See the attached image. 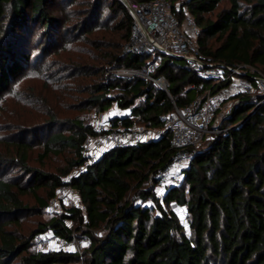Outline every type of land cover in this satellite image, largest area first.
Here are the masks:
<instances>
[{"label":"trees","instance_id":"1","mask_svg":"<svg viewBox=\"0 0 264 264\" xmlns=\"http://www.w3.org/2000/svg\"><path fill=\"white\" fill-rule=\"evenodd\" d=\"M56 1L0 0V114L3 96L33 72L30 39L36 29L41 53L54 48L68 54L63 64L47 61L58 76L38 70V93H27L21 101L29 113L33 105L44 111L43 125L16 123L9 135H0V147L5 146L0 149V264H264V104L257 106L259 98L253 95L237 96L239 103L221 121L220 132L193 147L182 184L159 198L156 176L174 153L167 116L188 107L211 87V80L166 55L152 76L165 77L167 91L142 76L107 75L117 69L147 73L159 54L123 51L133 19L119 0L107 6L102 0L85 1V7L74 10L63 6L61 16L54 14ZM169 1L180 20L186 12L194 16L204 56L251 64L264 74V0ZM105 6L117 19L110 28L100 24ZM98 30L104 34L96 35ZM115 31L122 34L118 41L111 35ZM69 79L73 81L65 82ZM53 88L59 91V103L63 97L71 99L63 92L78 95L72 98L73 112L94 110L97 115L116 104L128 112L111 117L114 127L144 126L162 133L127 148L112 147L88 164L84 144L94 136V126L79 115L59 116L49 99ZM37 147L42 159L67 151L72 156L55 174L30 164ZM73 171L66 181L77 191L78 205L62 204V213L39 221L27 235L19 232L21 216L43 214L63 177ZM40 189L47 190L45 196L38 195ZM28 194L36 198L35 206L24 200ZM172 204L185 208L189 233ZM82 225L99 233L90 235L82 255L32 250L39 233L51 230L71 240Z\"/></svg>","mask_w":264,"mask_h":264},{"label":"built area","instance_id":"2","mask_svg":"<svg viewBox=\"0 0 264 264\" xmlns=\"http://www.w3.org/2000/svg\"><path fill=\"white\" fill-rule=\"evenodd\" d=\"M121 2V0H119ZM133 19L130 37L124 44L123 51L135 56L159 54L158 61L150 64L147 73L130 69L109 70L119 79H131L139 76L149 79L167 91L169 83L163 76L154 78L161 55L174 58L181 57L184 64L212 85L184 110L176 108L167 116L166 129L172 134L170 148L173 156L156 176L157 189L166 190L182 184L184 169L193 158V147L201 145L212 133H219L221 121L229 115L230 110L239 103L237 96L253 95L259 98L257 106L264 104V74L257 67L247 64L219 62L210 56H204L198 44L200 30L194 16L185 13L180 20L172 12L169 0H124ZM257 106L255 108H257ZM94 124V136L84 144L87 163H94L99 156L112 147L127 148L143 141L157 139L162 132L146 127L131 126L123 129L114 127L106 113H98ZM78 199V193L67 181L62 183L54 197L49 200L47 210L50 213L60 211L62 204L69 199ZM73 238L67 240L54 234L51 230L36 235L37 246H46V252L67 251L83 254L90 244V235H97L82 225Z\"/></svg>","mask_w":264,"mask_h":264},{"label":"rangeland","instance_id":"3","mask_svg":"<svg viewBox=\"0 0 264 264\" xmlns=\"http://www.w3.org/2000/svg\"><path fill=\"white\" fill-rule=\"evenodd\" d=\"M69 1H72V0H67V1L57 0L55 2L56 6H54V8H53L54 14L57 16H61V14L63 12V6L65 7L64 9L68 8L69 10L80 9L81 7H85L84 6L85 1H90V0H73V1H77V2H74V4H73V2H72V4L69 3ZM102 1L107 6V4L109 3L110 0H102ZM175 1H176V5H179V3L181 1H184V0H175ZM69 4H71V5H69ZM106 6L104 7V9L102 11V16H101L102 19L100 21V24L104 23L103 27L107 26L110 28V27H113V25L117 22V19L113 18L112 16H110L108 14V11H106ZM60 26H61V24H58L56 29H58ZM39 30L40 29H36L35 33H33V36L30 39V48H31L30 50L32 53V60H33L31 63L32 68L30 70H32L33 72H27L21 79H19L14 84L12 91L10 93L5 94L1 100L2 104H3V110L0 114V135H5V136L9 135V133H11L10 131H12V130H10L9 127H13L11 125L15 126L16 123H23L25 125H43L44 121L47 120L46 115L42 109L38 110L33 105L32 111L29 113L26 110L22 109L21 101L23 98H25L27 96V93H28V96L31 95V93H32V96H34V94L38 93L37 88L40 87V85L42 84V78L40 75L36 74V72L38 70H41L43 72H49L51 77L54 79L55 76L58 74V72L56 70H49L47 67V61L54 60V61H56L55 63L63 64L64 63L63 60L64 59L66 60L68 54H65V53L62 54L61 50L54 49V48H50L48 50V52H46L48 54L41 53V51H39V49H37V46L41 47V44H40L41 39L38 37ZM102 30H98L96 35L104 34ZM108 31L110 32V30H108ZM111 35L114 39H116L118 41L122 34H120L118 31H115ZM62 41H63V39H61L60 42H62ZM63 46H64V44H62V46L60 48H62ZM28 48H29V46H28ZM38 56H40V58H41L40 61L37 60ZM181 61H183V60H181ZM34 70H35V72H34ZM108 71H106V74L108 73ZM109 74L113 75L112 72H110ZM64 75H66V73H64V72L61 73V75H59V77H57V80L61 79L62 76H64ZM72 81L73 80H71V79H69L67 81L65 80V82H67V83H70ZM61 82L64 83V81H62V80H61ZM58 92H59L58 90L53 88L50 91V98L49 99H50V101H53L54 107L56 109H59L58 110L60 112V114L58 113L59 116H68V115H72V114L75 116L79 115L80 117L85 118L86 121L88 123H90L92 126H94L95 120L97 118L96 112H94V110L88 111V110L76 109L73 112V108H75L74 103L76 101L73 100L72 98L76 99V96L78 97V95H75L71 90H69L68 93L63 92L64 95L71 96V99L63 97L61 100V103H59L56 101L59 98L57 96ZM48 97H46V98H48ZM80 97H81V95H80ZM127 112H128L127 110L126 111H120L118 109L117 105L115 104L112 107H110L109 110L106 111L105 113L110 118L113 115H123V114H126ZM0 149L4 151L5 146L0 147ZM41 154H42V152H41V149L39 147L34 149L30 155V161H29L30 164L36 168L42 169L44 171L52 172L55 174H60L62 172V170L65 169L67 160L69 158H71V156H72L71 153L69 151H67V152H64L63 154H61L60 156L50 155V156L46 157L45 159H42V158H40ZM75 173H76V171H73L71 174L64 176L63 180L64 181L68 180L70 178V176L72 174H75ZM10 174L15 175L14 172H10ZM46 192H47L46 189H40L38 191V195L40 197H43L46 195ZM164 192H165L164 189H161V190L156 189V195L159 198L163 197ZM23 198L30 206L36 205V198L33 195L28 194V195L24 196ZM78 203H79L78 199L71 198V199H69L67 205H70V206L78 205ZM171 208L174 210V212L177 215H179V218L184 225V229L189 233L190 230H189V226H188V220H187V214H186L185 208L182 206H179V205L177 206L176 204H172ZM57 213L58 214L62 213V209H60V211ZM57 213H55V214L50 213L47 210V208L44 210L43 214H41V215H36L34 213L33 214L27 213V214L21 216L19 227L17 228V230L19 232H21L22 234L27 235L33 229L37 228L39 221H40V223L41 222L45 223L46 221H49L50 219H52L54 215H58ZM97 233H98V231H97ZM98 235H99V233L96 236H98ZM86 249L87 248H85L84 251ZM32 250L38 251V252H46V246H40L39 247L37 245H33ZM79 264H83V261H80Z\"/></svg>","mask_w":264,"mask_h":264},{"label":"water","instance_id":"4","mask_svg":"<svg viewBox=\"0 0 264 264\" xmlns=\"http://www.w3.org/2000/svg\"><path fill=\"white\" fill-rule=\"evenodd\" d=\"M121 2H125L124 0H121ZM175 59H177V60H183L181 57H174Z\"/></svg>","mask_w":264,"mask_h":264}]
</instances>
